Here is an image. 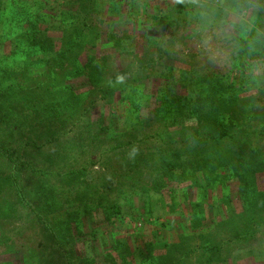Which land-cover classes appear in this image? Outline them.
Listing matches in <instances>:
<instances>
[{
  "label": "trees",
  "instance_id": "16d2710c",
  "mask_svg": "<svg viewBox=\"0 0 264 264\" xmlns=\"http://www.w3.org/2000/svg\"><path fill=\"white\" fill-rule=\"evenodd\" d=\"M1 1L0 10H3L4 13L0 12V19L3 18L0 25L3 27L4 39L0 40V75L10 71L11 83L0 87V154L5 159V163H9L13 167V171L8 174L0 173V194L6 189L11 190L16 201L22 203V208H28L36 215L35 220L40 235L38 245L47 248L50 259L53 256L55 259L58 258L59 264H99L97 257L91 255L89 251L93 239L97 237V231H93L88 237L83 219L85 216L95 219L96 214L100 212L112 224V214L121 213L120 207H113V211L108 212L107 208L99 203V200L98 203L80 207L74 203L76 200L68 201L66 198L65 202L68 208L64 212L59 213V210L56 212L59 205L62 204L54 195L56 184L47 178L49 175L41 166L39 170L35 167L37 164L31 158L27 160L17 154L16 150H13L12 143L5 142L2 135L7 137H13L17 133L23 135L25 127H27L26 119L35 121L40 116L49 121L60 119L61 116L64 123L75 121L73 118L76 117V112L82 106L83 101L90 96H98L97 99H91V106L104 100L107 105H116V107L121 105L125 113L123 116L125 131H132L135 124L130 115L133 116L142 105L139 103L140 97L136 96L139 94V88L133 86L130 80L124 76L125 70L118 71L115 76L107 77L105 53L97 55L95 51H92L97 48L98 39L102 35V26L98 27L92 22L80 25L81 15L70 14V11L65 9V6L72 0L52 1L62 7V10L60 8L59 22H57L58 26H55V23L49 19L45 20L50 18L46 11L48 8L45 9L49 5V0H42V6H40L42 10L37 11L32 19L30 18L33 15V10L27 7L29 5L27 1L3 2L4 8H2ZM106 1L107 5L110 4V7L107 6L108 8L102 6ZM178 1L181 5L179 13H186V6H190L194 13L191 25L197 26L198 22L202 29L206 27V29L220 28V19L230 13L232 9H243L247 13H254L253 10H250L252 6L245 0H213L216 3L211 4L198 0L197 2H193V0ZM98 2L97 7L101 6L104 10L106 9V13L103 14L107 18L105 22L107 23L106 35L108 41L113 42L112 47L120 54L124 51L133 53L132 49H128L124 44L134 40L138 41L137 38L127 34L122 27L114 28L113 26L115 17L117 16V19L120 20L123 16L124 5L120 4V0H98L95 4ZM148 7L155 11L151 15V25L154 24V26L164 29L174 27V30L182 28L177 25L178 22L170 18V10L164 9L166 7L164 1L163 3L161 0L150 1ZM258 13L260 15V12ZM130 15L138 19L137 14ZM245 19L248 21V16ZM135 25L138 24L135 23ZM151 25L144 23L141 28L146 32L143 35L145 40L150 38ZM258 27L259 29L264 28V24H258ZM240 31L238 26L236 33L227 36L235 42L234 52L239 55L236 59L237 64L235 60L233 65V61L229 64L230 69L214 70V72L203 74L197 68L186 69L175 65V63L167 62L163 66L165 73H162L164 80L168 81L167 86L145 93L150 97V100L147 99V101L154 108L156 117L162 115L163 119L172 122L171 124L177 130L191 129L192 139H194L193 145L189 146L186 151V154L191 158L190 168L183 164H177L176 161L181 158V153L176 154L172 160H168V156H166L160 166L156 168L153 184L148 189L158 195L168 193L172 199L173 190L183 189L184 195L186 194L185 183L188 181L190 186L200 189L207 188L217 179H220V183L224 184L227 179L233 178L232 180L239 183V197L243 202L242 210L236 212L231 203H228L229 213L227 216L214 220L211 223L212 226L210 225V232L201 234L203 239L201 246L187 249L184 246V240L188 237L186 233L191 231L185 230V232H181L182 242L166 243V251L158 255L153 254L154 250L152 249L150 255H142L145 259L143 258L139 263L145 264L148 258V264H185L187 261L190 264L189 255L197 254L196 264H214L213 262L223 258L221 254H225L227 250L234 253L238 243L247 240L254 241L257 239V233L264 236V191L260 190L257 184L258 175L264 174V151L251 150L248 155L243 150L251 136L247 131V126L255 114L253 104L255 101L259 104L262 103V97L253 94L252 87H257L256 68L264 69V44H256L255 50L249 51L247 42L240 39ZM56 32L61 35L60 45L54 37ZM254 32L253 28L250 36H255ZM5 41H10L13 46V51L7 54L2 53ZM148 48L145 47V49ZM168 55L169 52L160 49L158 58L148 57L145 67H155ZM134 64L127 66L126 71L133 70ZM135 66L138 69L144 68L140 62ZM38 67L42 68L43 71L40 75L44 78L33 81L34 78H31L28 72L35 71ZM20 74H22L21 77ZM67 75L71 76L68 83L65 82ZM120 77L123 78L122 81L118 80ZM78 78L87 79L86 85L77 88L71 84V80ZM178 89H182L184 92H179ZM260 92L264 95V86L260 87ZM116 93L121 94V97L115 96ZM117 97L119 102L116 101ZM20 107L26 111L31 108L33 110L28 115L24 114L25 111H21ZM132 107L134 109L130 114L131 111L128 112V108ZM87 113L88 111L85 113L86 115H82V120L87 117ZM22 114L24 116H21ZM32 115L34 116L32 117ZM260 115L264 120V109ZM133 117L137 119L138 116ZM179 119L186 126L178 125ZM85 123V128L89 130V133L92 125L104 134L109 132V126L103 115L93 121L89 119ZM31 125L29 140L26 144L33 141L34 147L39 141L45 140L44 138H46V142L42 143L41 147L57 142V140L54 141L57 133L47 129L45 134L37 135L39 131L37 124ZM35 135L37 137L33 139ZM123 145L118 144V146ZM252 154L253 156L250 157ZM65 157L66 155L62 156L61 154L60 157L58 156L61 164L65 163ZM179 168L182 170L181 172H177ZM28 169L31 170L30 173H35L34 177H37L35 184H32L30 188L22 179L23 171ZM227 170L230 172L228 176L225 173ZM198 171H203L207 185H201ZM65 176L68 178L66 182L70 188V186H75L77 181L78 183L86 182L88 173L84 168L78 172H66ZM8 199L9 201L5 199L0 203L1 217L10 211L17 214L15 202L13 204L10 198ZM61 207L63 206L60 205ZM192 207L195 211L192 210V225L196 230H200L213 218L202 209L200 203L193 204ZM131 216L133 220H136V216L134 217L132 214ZM5 234L0 235V243L5 244L11 239ZM80 245L84 246V250H79L82 248ZM126 249L124 243L118 242L112 249L104 250L99 256H102L105 264H135L138 260L137 253L131 254V251L129 253ZM232 253H230V257L222 261H229Z\"/></svg>",
  "mask_w": 264,
  "mask_h": 264
},
{
  "label": "rangeland",
  "instance_id": "374dc122",
  "mask_svg": "<svg viewBox=\"0 0 264 264\" xmlns=\"http://www.w3.org/2000/svg\"><path fill=\"white\" fill-rule=\"evenodd\" d=\"M11 1L13 0H2V8H4L3 2L9 3ZM16 1H27L30 5L26 4L27 7L33 10V15L30 19L34 18L37 11L42 10L40 7L42 6V0ZM49 1V5L45 9L48 8L46 11L50 18L45 20L48 21L49 19L55 23V26H58L57 22H59L60 8L62 10V7L52 2L53 0ZM96 1L98 0H72L70 4L65 6V9L69 10L70 14L81 15L82 22L80 25L92 22L97 24L98 27L102 26V35L98 39L97 48L92 51H95L97 55L105 53L107 63L105 72L107 77L115 76L118 71L125 70L124 76L130 80L133 86L139 88V94L136 96L140 97L139 103L142 105L133 114V116H138L137 119L130 115L135 128L132 131H125L123 118L125 113L121 105H117V108L116 105H107L106 100H104L98 101L94 106H91V99H97L98 96H90L83 101L82 108L80 107L76 112V117L73 118L75 121H66L64 123V119L61 120L62 116L60 119L53 121L46 120L42 116L35 121L26 119L27 127H25L23 135L22 133H17L13 137H7L3 134L2 138L5 142H11L13 150H16L15 152L22 158L27 160L31 158L32 161L36 162L37 166L35 167L38 170L42 167L45 173H48L49 176L47 178H50V181L56 184L54 195L57 196L62 203L60 205L63 206L60 208L59 205L56 212L59 210V213H61L68 208L65 202L67 199L68 201L76 200L74 203L80 207L98 203L99 200V203L107 208L108 212H112L113 207H120L121 213L112 214V224L100 212L96 214L95 219H89L87 216L83 219L88 237L93 231H97V237L93 239L92 247L89 248V251L91 255L97 257L99 264H105L99 254L104 250L112 249L118 242L124 243L125 249L128 248L126 250L129 253L130 251L131 254L137 253L138 260L135 263L137 264L143 260L144 257L142 255H150L152 249L154 250L153 254L158 255L166 251V243L175 244L182 242L181 232L183 233L185 230H189L192 233H186L188 237L184 240V246L187 249H195L203 244L201 234L210 232L211 223L227 216L229 213L227 206L230 203L236 212L242 210L243 202L239 197V183L232 180L233 178L227 179L224 184L220 183V179H217L207 188L202 187L199 189V187L190 186L188 181L185 183L186 194L184 195L183 189L173 190L174 196L172 199H170L171 195L168 193L158 195L148 189L152 186L156 168L160 166L164 157L168 156V160H172L176 154L181 153V158L176 161L178 162L177 164H183L190 168L191 158L186 154V151H188L189 146L193 145L194 139H192L191 129L177 130L171 124L172 122L167 119L164 120L162 115L156 117L154 108L147 101V99L150 100V97L145 92H153L167 86L168 81L162 77V73H165L163 66L167 62L170 64L175 63V65L186 69L194 67L203 74L214 72V70L225 71V69L229 68L228 66H230L229 64L232 61V65L234 60L237 64L236 59H238L239 55L234 52L236 44L231 37L220 34L219 27L202 29L198 22L197 26H192V20H194L193 9L190 6H186V13H179L181 5L178 0H161L162 3L163 1L166 3L164 9L170 10V18L178 22L179 24L177 25L179 27H182L176 30H174V27L164 29L150 24L151 15L155 11L150 9L148 4L153 0H120V4L124 5V14L120 20L117 19V16L115 17V22L112 21L113 26L114 28L122 27L127 34L138 40L125 42L126 44H124L128 49H132L133 53L124 51V53L120 54L118 50L112 47L113 42L107 39L105 28L107 18L103 15L106 13V9L104 10L101 6L97 7L99 2L95 4ZM156 1L159 0H154V2ZM198 1L206 2L207 4L216 3L213 0ZM245 1L252 6L250 10L254 11L253 14L247 13L248 22L254 25V29H259L258 24H264V0ZM102 6L108 8L110 4L107 5L106 1ZM0 12L4 13L3 10H0ZM258 12H260V15H258ZM130 14H137L138 19L131 17ZM135 23L138 25H135ZM144 23L151 25V34H149L150 38L148 40L143 38L146 32L141 30ZM2 28L0 25V40L3 41L2 34H4V31ZM260 30L264 31V28H260ZM254 34L256 35L255 32ZM54 37L60 45V33L56 32ZM209 37H211L210 42H208ZM258 38L262 40L264 36ZM3 47L5 48L2 53L7 54L13 51L10 41H5ZM145 47L149 48L145 49ZM160 49L169 52L165 60L159 61L153 68L145 67L148 63V57L158 58ZM146 51L148 52L145 53ZM139 62L140 65L144 66L145 70L143 67V69L136 68L137 66L135 65ZM131 64H134L133 70L129 69L126 71L127 66ZM41 71H43L42 68L38 67L35 71H29L28 75L34 78L33 81L43 79L44 77L40 75ZM255 72L257 87H252V93L256 96H261L262 103L254 102L255 114L249 121L250 127L245 123L247 131L251 135L249 140H247L248 143L245 142L246 145L243 149L248 155L251 150L264 151V120L263 117H260L261 111L264 109V95L260 92V87L264 86V69L257 67ZM10 74L9 71L0 75V87L11 83ZM19 76L21 77L22 74ZM70 78L71 76L67 75L65 82L68 83ZM86 81L87 79L85 78H78L71 80V84L81 88V86L86 85ZM179 92H184V90L180 89ZM117 95L121 97V94L116 93L115 96ZM116 101L119 102L118 97ZM90 106L91 108L89 109ZM128 109L131 114L134 108ZM20 110L25 111L24 114L27 113L29 115L33 109L26 111L20 107ZM87 111V117L82 120V115ZM24 114L21 116H24ZM100 115L105 116L109 132L104 134V132H100L99 129L92 125L89 133V130L85 128V122H88L89 119L92 121L96 120ZM44 122L45 124H43ZM137 122L139 123L136 125ZM177 122L178 125L186 126L181 119ZM31 124H37L36 126L39 129L37 135L45 134L47 129L50 132L57 133L58 135L54 139L57 142L53 141L54 143L41 147V144L46 142V138H44L45 140L39 141L34 147L33 141L30 144H26L29 140ZM164 125H167V127H164ZM37 135L33 136V139H36ZM118 144L124 145L118 146ZM60 154L62 156L66 155L64 158L65 163L63 164L60 163L58 158ZM5 162V159L0 154V173L8 174L13 171V167ZM84 168L88 173L87 181L79 183L77 181L75 186H70L69 188L66 182L68 180L67 176H65L66 172H78ZM30 171V169L24 170L22 175V179L29 186L28 188L35 184L37 179V177L33 176L35 173H30ZM181 171L180 168L177 169V172ZM225 173L226 176L230 174L228 170ZM197 174L201 185H207L203 171H198ZM257 180L258 188L264 191V174H259ZM6 190L0 194V203L5 199L9 201L8 198H10L13 204L15 202L17 214L10 211L5 216H0V235L6 233L5 236L11 238L5 244L3 242L0 243V264H59V259H55L51 253L53 258L51 257L50 259L46 247L38 245L40 235L38 234V225L35 220L36 215L30 212L31 210L28 208L23 209L22 203L16 201L12 191ZM196 203H200L202 209L213 218L210 219L209 224H204L200 230H196L192 225L194 211L192 205ZM100 211L102 210L100 209ZM131 214L134 217L136 216V220H133ZM150 221L152 223H149ZM256 237L257 239L254 241L247 240L240 244L237 242L238 245L234 253L227 250L225 254H221L223 258L220 261L213 263L264 264V236L257 233ZM91 238L94 237L91 236ZM80 247L79 250H84V246L80 245ZM230 253L232 255L229 261H222L230 257ZM196 256L197 254L189 255V260L192 264H196ZM146 261L145 264H148V258ZM185 264H188V261Z\"/></svg>",
  "mask_w": 264,
  "mask_h": 264
},
{
  "label": "clouds",
  "instance_id": "9594fccd",
  "mask_svg": "<svg viewBox=\"0 0 264 264\" xmlns=\"http://www.w3.org/2000/svg\"><path fill=\"white\" fill-rule=\"evenodd\" d=\"M193 2H197V0H193ZM246 16L247 12L243 11V9H232L230 13L224 15L219 21L220 34L224 36H230L233 32L236 31L237 27L239 26L241 29L240 39H243L247 42L249 51H254L256 44H264V40L258 39V37L264 36V31L256 28V35L250 36V33L253 31L254 25L246 21ZM210 40L211 37L208 38V42H210ZM122 79V77L118 78L119 81H122Z\"/></svg>",
  "mask_w": 264,
  "mask_h": 264
}]
</instances>
